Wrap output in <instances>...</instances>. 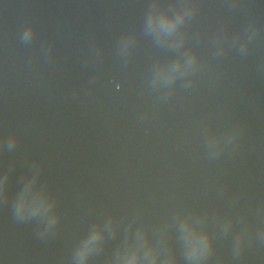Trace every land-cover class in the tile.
<instances>
[{
  "label": "water",
  "instance_id": "obj_1",
  "mask_svg": "<svg viewBox=\"0 0 264 264\" xmlns=\"http://www.w3.org/2000/svg\"><path fill=\"white\" fill-rule=\"evenodd\" d=\"M264 264V0H0V264Z\"/></svg>",
  "mask_w": 264,
  "mask_h": 264
},
{
  "label": "clouds",
  "instance_id": "obj_2",
  "mask_svg": "<svg viewBox=\"0 0 264 264\" xmlns=\"http://www.w3.org/2000/svg\"><path fill=\"white\" fill-rule=\"evenodd\" d=\"M131 264H137L136 260L133 259V260L131 261Z\"/></svg>",
  "mask_w": 264,
  "mask_h": 264
}]
</instances>
